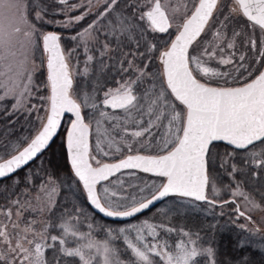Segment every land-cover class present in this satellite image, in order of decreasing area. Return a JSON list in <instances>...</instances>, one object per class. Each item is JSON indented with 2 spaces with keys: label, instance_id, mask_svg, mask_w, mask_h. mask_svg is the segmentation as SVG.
Wrapping results in <instances>:
<instances>
[{
  "label": "snow or ice",
  "instance_id": "1",
  "mask_svg": "<svg viewBox=\"0 0 264 264\" xmlns=\"http://www.w3.org/2000/svg\"><path fill=\"white\" fill-rule=\"evenodd\" d=\"M89 17L69 39L85 53L99 47L100 73L109 69L103 58L115 53L111 67L119 79L109 87L97 75L89 91L87 77L97 56L88 54L79 73L85 83L77 93L70 64L76 48L66 54L62 36L45 26L72 29ZM243 18L244 26L237 27L234 21ZM129 44L135 50L125 51ZM153 60L159 61L155 72L149 70ZM40 69L46 78L36 84ZM0 88V108L11 98L12 112L34 116L31 133L4 145L0 155V179L28 168L24 190H18V178L16 187L3 189L8 195L0 205V264H227L214 238L199 230L145 220L109 229L111 241L101 242L76 227L84 212L75 204L54 222L50 214L63 182L45 172L37 191L32 187L37 173L29 165L54 142L70 114L64 147L73 181L108 217H135L170 195L215 206L208 191L220 194L217 167L232 181L237 174L264 177V0H0ZM215 142H226L233 152L216 151ZM236 150L246 153L242 165L232 159ZM109 156L116 160L104 162ZM122 170L160 181L139 189L146 195L120 201L105 187L102 202L97 185ZM226 190L244 201L243 210L234 211L253 228L241 229L258 232L252 213L264 212V202L243 191V181ZM228 203L238 201L221 206ZM32 213L37 215L29 219ZM119 241L124 251L114 243ZM244 264H250L248 257Z\"/></svg>",
  "mask_w": 264,
  "mask_h": 264
},
{
  "label": "trees",
  "instance_id": "2",
  "mask_svg": "<svg viewBox=\"0 0 264 264\" xmlns=\"http://www.w3.org/2000/svg\"><path fill=\"white\" fill-rule=\"evenodd\" d=\"M225 12H227V8L225 9ZM51 18L52 17L50 16L49 19ZM56 19H63V17L57 15ZM90 19L91 17L82 22V25H77L76 28L72 29H60L54 25L45 26L46 30L57 31L62 36L61 43L67 52L72 48H76L72 63L76 65V60H79V66H76L77 74L75 75L73 85L74 91L77 93L79 92L81 85L85 83V78L80 76L79 73L83 71V65L88 54L97 56V61L92 63V70L87 77L89 91L91 90L92 83L95 82L97 75H99L102 81L106 82L109 87L114 86L113 78L117 80L119 79L115 68L111 67L115 64V59H118L115 53H112L114 58L111 60L108 59V57L103 58L109 65V69L104 73H100L98 56L99 47L97 46L95 50L85 53L77 46L76 41L69 39L71 35L76 34L78 29L86 26ZM245 20L246 18L239 19L234 21V23L237 27L244 26ZM156 35L166 38L165 34ZM149 38L151 39V35ZM100 39H104L103 35L100 36ZM111 39L112 38L109 37V40ZM89 47L91 48V45H89ZM112 47L115 48L116 44L113 43ZM124 50L130 51L135 49L133 45L129 44ZM141 51H143V49H141ZM254 56L255 52L253 51V53L249 54V59L254 58ZM255 67L259 68V64ZM158 68L159 61L153 60L149 66V70L155 72ZM45 78L46 72L42 69L36 74V84L42 83ZM46 91L47 90L45 89V92ZM3 94L4 92L0 88V95ZM31 102L36 103V100L33 99ZM2 103L4 104V107L0 108V155L4 154V145H7L9 142H15L18 138L30 134L32 131L30 125L34 121V116H29L25 112H12L11 108L14 101L11 98H8ZM85 114L90 115L89 110L85 109ZM69 118L70 114L65 117L62 129L51 147L45 151L38 160L29 165V168L36 170L37 173L33 176V189L38 191V185L45 178V172L56 177L58 183L61 181L63 182L59 191V196L57 197V206L53 210V213L50 214L54 222L57 221V217H59L60 211L63 208L71 207L72 204H75L82 208L84 212V215L80 217L81 222H77L76 227L81 232L90 233L93 239L101 242L104 240L111 241V236L108 234L109 229L116 230L121 227L130 228L134 223H142L147 220L152 223L171 224L173 227L184 228L193 232L199 230L201 231L202 236L213 237L219 248V259L221 262H227V264H244V258L248 257L250 264H264V233L257 231H251L250 233L249 231L242 230L240 227L242 222L236 218V212H231V207H228L226 211L221 214L220 212L222 208L220 209L210 204L173 195L155 209L140 216L138 215V217L126 222H112L97 215L93 212L89 204H87L86 195L84 191L81 190V185L73 181V174L64 147V130L68 127L67 120ZM94 138L95 133L93 130L91 139L94 141ZM141 153L147 154L143 151ZM102 159L105 162L115 161L116 157L109 156L103 157ZM41 161H43L42 165ZM26 174H28V168L22 169L14 174V176L0 181V204L5 203V197L8 195V193L4 192V187H16V185L13 184L15 178L19 179L18 190H24V177ZM221 177L222 175L219 178ZM153 181L159 183L160 178L137 170L126 171L109 181L100 184L98 186V193L102 197L103 202V197L105 196L104 188L107 187L109 189V195L113 191L117 193V196L112 197V199L120 201L122 197L130 198L146 195L147 191L142 194L139 189L144 187L146 183L151 184ZM85 217H87V220H85ZM233 220H235L234 224L231 223ZM88 223L93 225L92 229L87 227ZM58 232L59 229L57 228L52 231V234H57ZM242 240L246 241L244 247H240L238 244V242ZM114 243L119 244L121 251H124L126 246L122 241ZM72 264H76V262L73 261Z\"/></svg>",
  "mask_w": 264,
  "mask_h": 264
},
{
  "label": "flooded vegetation",
  "instance_id": "3",
  "mask_svg": "<svg viewBox=\"0 0 264 264\" xmlns=\"http://www.w3.org/2000/svg\"><path fill=\"white\" fill-rule=\"evenodd\" d=\"M215 150L219 151L221 153H228V152H233V147L231 145H228L226 142H215ZM245 157H246V153L243 150H236L235 156L232 159L238 165H242V162L245 159ZM106 162H108V161H106ZM216 171L221 173V175H222V177L218 178L215 182L216 187L220 190V194L223 192V189H226V186H228L229 184H232L234 187L236 182L243 181V191H245L246 193H249L250 196L254 199V201L256 203L264 202V177L254 180V179H251L250 176H244L241 174H237L236 175V181H232L225 171L219 169L218 167H217ZM248 171L250 173L251 169H249ZM208 195H209L210 199H215L218 202L214 207H217L220 209L221 208L227 209L228 207H231L232 211H234V209L237 207V205H239V207L242 208V204L238 199H236L234 197H229V196L218 198L219 195H215L213 193L211 187L208 191ZM189 199H192V198H189ZM233 199H236L238 201V203L237 204L228 203V204L221 206V202H223L225 200L230 201ZM192 200H194V199H192ZM201 203H206V202H201ZM206 204H208V203H206ZM242 210H243V208H242ZM235 216L237 218V214ZM237 219L241 220V221L245 220L244 218H237ZM245 221H247V220H245Z\"/></svg>",
  "mask_w": 264,
  "mask_h": 264
},
{
  "label": "rangeland",
  "instance_id": "4",
  "mask_svg": "<svg viewBox=\"0 0 264 264\" xmlns=\"http://www.w3.org/2000/svg\"><path fill=\"white\" fill-rule=\"evenodd\" d=\"M65 53L67 54V51L65 50ZM37 64H39V61H37ZM70 64L72 65V72H73V77L75 78V75L77 74V68H76V65H74L73 63H72V59L70 60ZM40 70H42V69H40ZM39 70V71H40ZM38 71V72H39ZM37 72V73H38ZM46 72V71H45ZM36 73V74H37ZM35 79H36V77H35ZM36 83V82H35ZM2 89V88H1ZM3 90V92H4V89H2ZM227 196H229V197H232L231 196V194L226 190V189H223V192L218 196V198H221V197H227ZM236 199H238L240 202H241V204H242V208L244 207V201H243V199L242 198H240V197H236ZM4 203H2V204H0V205H3ZM223 211V212H222ZM224 211H226V208H224V209H221V212L220 213H224ZM231 212H234V211H231ZM34 215H37V214H35V213H32V214H29L28 215V218L29 219H31L32 218V216H34ZM252 215L254 216L253 217V220H254V222H255V228L256 229H259V231L258 232H262V233H264V219H262V218H264V212H260V211H254L253 213H252ZM241 221V220H240ZM242 222V224L243 225H245L247 228H250V229H252L253 228V225L251 224V223H249L248 221H241ZM150 223H152V222H150ZM139 224H141V223H134L133 225H139ZM156 224H158V223H156ZM133 236H134V233L132 234Z\"/></svg>",
  "mask_w": 264,
  "mask_h": 264
},
{
  "label": "water",
  "instance_id": "5",
  "mask_svg": "<svg viewBox=\"0 0 264 264\" xmlns=\"http://www.w3.org/2000/svg\"><path fill=\"white\" fill-rule=\"evenodd\" d=\"M67 116V115H66ZM65 116V117H66ZM64 120H65V118H64ZM62 129V128H61ZM61 129H60V131H61ZM58 137V136H57ZM56 137V138H57ZM56 138H55V140H56ZM54 140V141H55ZM53 143H51L50 144V146H49V148L51 147V145H52ZM48 148V149H49ZM47 149V150H48ZM47 150H45V151H47ZM141 154H143V153H141ZM67 158H68V162H69V165H70V160H69V157H68V155H67ZM105 162V161H104ZM108 162H114V161H108ZM33 163V162H32ZM31 163V164H32ZM20 171V170H19ZM126 171H136V170H122L121 172H119V173H116L114 176H112V177H110L109 178V180L110 179H112V178H114V177H116V176H118V175H120V174H122L123 172H126ZM137 171H139V170H137ZM148 174H150V173H148ZM151 175H153V174H151ZM4 179H6V178H4ZM1 180H3V179H0V181ZM104 182H106V181H102L100 184H102V183H104ZM99 184V185H100ZM81 185V187H82V184H80ZM99 185H97V190H98V186ZM84 193H85V195H86V191H84ZM171 196H173V195H170L169 197H171ZM169 197H166V198H164V199H162V200H160V201H157L156 203H155V205L154 206H152V207H150L149 209H146V210H144L142 213H139V214H137L135 217H127V218H117V217H108V216H106V215H104L103 213H100L99 212V210L98 209H96L93 205H91V203H90V201H88L87 200V204H89V206L91 207V209L93 210V212H95L97 215H99L100 217H102L103 219H105V220H109V221H112V222H126V221H129V220H132V219H134V218H136V217H138V215L140 216V215H142V214H144V213H146V212H149V211H151V210H153V209H155L156 207H158L160 204H162L166 199H168ZM231 201V200H230ZM237 207H239V205H237Z\"/></svg>",
  "mask_w": 264,
  "mask_h": 264
}]
</instances>
